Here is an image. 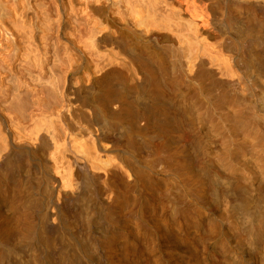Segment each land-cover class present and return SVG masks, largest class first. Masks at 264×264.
Segmentation results:
<instances>
[{
  "label": "bare ground",
  "instance_id": "1",
  "mask_svg": "<svg viewBox=\"0 0 264 264\" xmlns=\"http://www.w3.org/2000/svg\"><path fill=\"white\" fill-rule=\"evenodd\" d=\"M0 264H264V0H0Z\"/></svg>",
  "mask_w": 264,
  "mask_h": 264
}]
</instances>
